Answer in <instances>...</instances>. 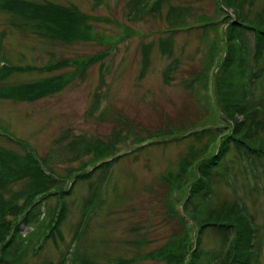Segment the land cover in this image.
<instances>
[{
	"label": "rangeland",
	"instance_id": "1",
	"mask_svg": "<svg viewBox=\"0 0 264 264\" xmlns=\"http://www.w3.org/2000/svg\"><path fill=\"white\" fill-rule=\"evenodd\" d=\"M28 1L74 6L87 16L91 32L77 37L82 34L75 15L65 26L72 36L39 34L29 24H12L13 16L0 9V69L4 63L12 70L28 68L13 71L0 86L52 78L60 85L34 99L0 95V131L11 136L2 133L0 147L29 152L39 161L50 154L49 165L61 175L115 161L87 230L72 240L81 216L77 206L89 196L87 183L73 184L72 176L63 186L74 188L61 225L64 241L49 240L41 249L40 235L23 264H70L75 251L100 264H174L157 252L185 229L175 212L195 181L197 163L234 126L215 100L222 57L217 0H152L140 11H135L139 0ZM263 6L264 0H254L246 12L253 17ZM178 18L184 23L176 26ZM205 18L217 21V29L195 27ZM245 171L238 165L231 177L220 176L210 206L242 198L264 235V168L256 174ZM31 198L35 202L38 196L32 192ZM21 227L23 234L32 230ZM186 229L194 235L198 228L187 223ZM204 235L208 248L220 245L214 230Z\"/></svg>",
	"mask_w": 264,
	"mask_h": 264
},
{
	"label": "trees",
	"instance_id": "2",
	"mask_svg": "<svg viewBox=\"0 0 264 264\" xmlns=\"http://www.w3.org/2000/svg\"><path fill=\"white\" fill-rule=\"evenodd\" d=\"M151 1L139 0L135 11L143 10ZM158 1L163 3L165 0ZM253 1L217 0L216 7L222 18L220 26H217L222 41V57L217 61L215 73V100L225 119L232 121L234 126L227 128V132L217 130L219 134L223 132L218 147L197 163L195 181L188 188L183 207L175 212L185 224V229L157 252L159 257L171 259L174 264H179L177 259L182 264H260L263 227L256 223L248 204L241 198L210 206L220 176L231 177L238 165L241 171L246 170L247 173L249 169L254 174L264 168V6L250 17L246 7ZM0 3V9L13 16L12 24L19 27L29 24L39 34L57 32L62 35L61 32H64L63 37H67L68 33L72 36L73 31L66 33L65 26H71L75 15L82 34L77 37L85 39L84 35L91 32L87 16L74 6L28 0H0ZM180 10L182 17L186 18L184 9ZM199 21L195 27L215 28L217 25L213 18ZM86 22L89 25L87 30ZM183 23L184 20L178 18L175 25ZM16 67L17 72L28 70ZM9 68L14 67L4 63L0 69V81L16 71ZM59 89L60 85L52 78L0 86V95L13 99H34ZM1 134L11 137L0 131ZM12 139L21 146L24 144L14 137ZM51 158L48 154L39 161L29 152L15 154L0 147V264H23L31 255L33 240L40 235L43 237H40L43 246L38 245L39 248L42 246L41 249L49 240L55 243L64 241L61 225L70 211L72 203L68 197L73 194L74 188L72 184L66 188L63 186L72 176L73 184L78 181L87 183L89 192L83 205L77 206L81 216L73 241L78 239L82 230H87L91 214L102 202L115 159L102 161L91 170L78 169L74 170L75 173L61 175L49 165ZM42 183L48 186H42ZM41 187L44 190L37 191ZM32 192L35 198L38 196L35 202L31 198ZM187 223L191 228H198L194 235L187 231ZM21 225L32 227V230L23 234ZM208 229L218 234L221 239L219 246L208 248L204 244V234ZM75 252L69 259L70 264H100L81 258L80 252ZM63 262L65 260L57 264Z\"/></svg>",
	"mask_w": 264,
	"mask_h": 264
}]
</instances>
